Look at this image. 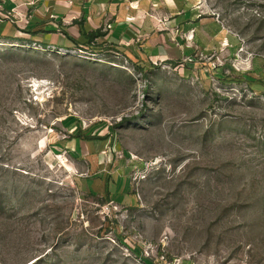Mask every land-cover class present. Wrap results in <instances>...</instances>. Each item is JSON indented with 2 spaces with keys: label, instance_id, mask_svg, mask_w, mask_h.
Returning a JSON list of instances; mask_svg holds the SVG:
<instances>
[{
  "label": "rangeland",
  "instance_id": "rangeland-1",
  "mask_svg": "<svg viewBox=\"0 0 264 264\" xmlns=\"http://www.w3.org/2000/svg\"><path fill=\"white\" fill-rule=\"evenodd\" d=\"M191 1L223 39L172 62L0 38V264H264V0Z\"/></svg>",
  "mask_w": 264,
  "mask_h": 264
},
{
  "label": "crops",
  "instance_id": "crops-1",
  "mask_svg": "<svg viewBox=\"0 0 264 264\" xmlns=\"http://www.w3.org/2000/svg\"><path fill=\"white\" fill-rule=\"evenodd\" d=\"M96 31L103 36L93 46L108 44L141 62H172L223 39L218 22L201 15L191 0H0V38L6 41L70 50ZM79 131H69L73 136L62 144L64 149L82 156L106 153L103 139L78 138ZM96 175L98 181L105 179ZM86 183L92 192L93 183ZM107 190L131 196L126 181L118 177L108 180Z\"/></svg>",
  "mask_w": 264,
  "mask_h": 264
},
{
  "label": "trees",
  "instance_id": "trees-1",
  "mask_svg": "<svg viewBox=\"0 0 264 264\" xmlns=\"http://www.w3.org/2000/svg\"><path fill=\"white\" fill-rule=\"evenodd\" d=\"M103 34L101 33V31H96V32H91L89 34H86L85 35V38L87 39V41L84 43V44H80V46L78 47H83L84 45H88V46H91L92 45V42L96 39V38H99V37H102ZM67 39L69 38L68 35H66ZM117 49V48H116ZM119 52L122 53V51L120 49H117ZM143 69V68H142ZM78 138L80 137H84L86 140H93V139H96L94 137L96 136H91V135H83L81 136V133L79 132V134L77 135ZM100 139H104V138H100ZM109 192V191H108ZM110 193V192H109Z\"/></svg>",
  "mask_w": 264,
  "mask_h": 264
},
{
  "label": "built area",
  "instance_id": "built-area-1",
  "mask_svg": "<svg viewBox=\"0 0 264 264\" xmlns=\"http://www.w3.org/2000/svg\"><path fill=\"white\" fill-rule=\"evenodd\" d=\"M48 49H51L52 51L57 50V51L69 53L70 55H75L78 53L76 49H70L69 50V49H65V48H57L55 46H50V47H48ZM164 264H183V261L179 259V260H173V261L168 262V263L165 262Z\"/></svg>",
  "mask_w": 264,
  "mask_h": 264
}]
</instances>
